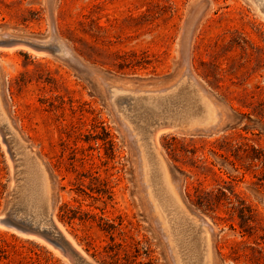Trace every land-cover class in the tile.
Returning a JSON list of instances; mask_svg holds the SVG:
<instances>
[{
  "label": "rangeland",
  "instance_id": "1",
  "mask_svg": "<svg viewBox=\"0 0 264 264\" xmlns=\"http://www.w3.org/2000/svg\"><path fill=\"white\" fill-rule=\"evenodd\" d=\"M185 74L216 118L163 130L159 153L213 238L214 264H264V0H0V264H78L77 249L101 264L111 240L99 217L120 254L176 264L143 153L153 123L197 112L198 95L137 93H165ZM16 136L45 166L62 234L14 203ZM220 187L210 210L187 197ZM239 201L252 211L246 230ZM64 204L96 217L69 222Z\"/></svg>",
  "mask_w": 264,
  "mask_h": 264
},
{
  "label": "bare ground",
  "instance_id": "2",
  "mask_svg": "<svg viewBox=\"0 0 264 264\" xmlns=\"http://www.w3.org/2000/svg\"><path fill=\"white\" fill-rule=\"evenodd\" d=\"M182 91H194L197 93L198 111L193 113L191 112L192 109H189L190 111H187L183 116L153 123L149 140L147 139L148 145L144 148L150 150L152 156L147 153V150H144V153L142 152L144 179L150 187L148 196L153 202V208L168 233V238L176 257V264H214L213 238L206 231V227L200 225L199 216L196 213H191L184 205L178 186L173 182L167 164L163 156L159 153L158 143V134L163 130L192 132L197 131L198 126L214 122L216 118L214 103L186 74L171 89L165 91V93L145 94L143 91H140L137 95L139 98H142L145 96L156 97L163 94L164 96H161V98H171L173 93ZM3 112V91L0 77V122L7 120ZM2 130H4V127ZM13 140L15 141L17 150H15L13 145V152L16 151L19 155L17 159V170L14 173L13 169L11 176V179H13L14 175H16L15 179L17 180L16 185L13 187L14 203L21 210V214L26 217L31 216L32 218L38 219L47 217V224L49 226L52 225L61 231L62 234L63 230L56 222L52 213L54 188L50 183L49 175L43 162L27 147L26 143L25 145L22 144L23 142H21L22 140L18 136ZM151 160L154 161L157 167L156 175H154V171L152 170ZM8 208L12 210L9 207V203ZM75 246L73 245V248L77 249ZM77 255L79 258L77 260L78 264H97L86 257L80 249H77Z\"/></svg>",
  "mask_w": 264,
  "mask_h": 264
},
{
  "label": "trees",
  "instance_id": "3",
  "mask_svg": "<svg viewBox=\"0 0 264 264\" xmlns=\"http://www.w3.org/2000/svg\"><path fill=\"white\" fill-rule=\"evenodd\" d=\"M226 194L223 191V187L218 188L216 193L212 192H202L197 188L193 189V192H187V197L190 202L198 207L204 209H212L214 203L211 198H221L225 197ZM97 199V198H94ZM233 209L239 219L241 220L240 227L244 228V225L247 226V223L251 221L252 211L250 207L246 206L242 201H239L238 205ZM62 210V219H67L71 222L74 219H79L80 221L85 220L89 217L95 218L96 215L89 214L86 211H82L79 208H70L68 205L64 204L61 208ZM100 221H102V225H100L101 229L107 232L110 235V243H107L105 246L101 247V251L98 252L100 255V260H98L101 264H153L154 261L149 259L147 261L139 262L136 261L137 256H139V252L136 249L135 253H131L130 255L127 253L120 254L119 249L121 247L120 244L115 243L114 239L111 235L113 229H115L114 224L109 223L107 220L104 221L102 217H99ZM244 230H246L244 228ZM145 256H148V253L144 252ZM95 256V254H93Z\"/></svg>",
  "mask_w": 264,
  "mask_h": 264
},
{
  "label": "water",
  "instance_id": "4",
  "mask_svg": "<svg viewBox=\"0 0 264 264\" xmlns=\"http://www.w3.org/2000/svg\"><path fill=\"white\" fill-rule=\"evenodd\" d=\"M76 260H79L78 255L76 256Z\"/></svg>",
  "mask_w": 264,
  "mask_h": 264
}]
</instances>
